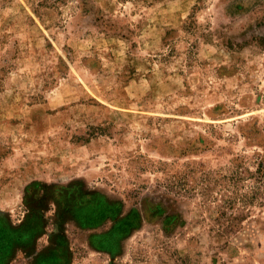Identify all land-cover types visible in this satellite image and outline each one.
<instances>
[{
    "label": "rangeland",
    "instance_id": "374dc122",
    "mask_svg": "<svg viewBox=\"0 0 264 264\" xmlns=\"http://www.w3.org/2000/svg\"><path fill=\"white\" fill-rule=\"evenodd\" d=\"M259 154L264 0H0L2 264H264Z\"/></svg>",
    "mask_w": 264,
    "mask_h": 264
},
{
    "label": "trees",
    "instance_id": "16d2710c",
    "mask_svg": "<svg viewBox=\"0 0 264 264\" xmlns=\"http://www.w3.org/2000/svg\"><path fill=\"white\" fill-rule=\"evenodd\" d=\"M260 156V161L257 164L256 167V171H258V177L256 176V174L251 173V175H253L255 177L256 182H258V184L264 185V154H259ZM237 175L238 179L241 178V173L238 172ZM235 175H233L235 177ZM253 177V178H254ZM260 185V186H261ZM112 210V207L107 205L105 202L102 205V207L100 208H95L94 206H92V204H84L82 206H80L78 208L77 211H79V213L77 214L79 216V218L83 221L82 217H87V218H93L96 220V222L100 221L101 217H106L108 214V211ZM89 214V215H86ZM129 218L127 219H123L120 220L119 222L116 223L114 229L109 233V236H115L116 234H118L120 231L122 230H127L130 227H133L136 224V221H131L129 222ZM84 225L86 224V221L82 222ZM92 224L91 222L88 224L90 225ZM5 226V225H4ZM30 227V231H28ZM29 227L23 226V228H18V229H13L10 227H4L5 231L4 233H2V238L3 241L0 242V264H2L6 259L9 258V253L11 251V248L14 246V243L18 244L21 243L22 246H27L28 244H30V241H32L35 236H37L39 233H41V224L40 222L37 223L36 220L30 224ZM32 232V234H31ZM1 234V233H0ZM32 235V236H31ZM32 237V238H31ZM53 260L55 261L54 263H58V259L56 258V256L53 257ZM61 264V263H58Z\"/></svg>",
    "mask_w": 264,
    "mask_h": 264
},
{
    "label": "flooded vegetation",
    "instance_id": "af4514ba",
    "mask_svg": "<svg viewBox=\"0 0 264 264\" xmlns=\"http://www.w3.org/2000/svg\"><path fill=\"white\" fill-rule=\"evenodd\" d=\"M49 251H51V254L42 253L40 256L39 255L36 256L32 264H58V263L64 264V261L66 259V253L64 251L63 246H58L57 248H51ZM54 256H56V258L59 260L58 263H54L55 262L53 260Z\"/></svg>",
    "mask_w": 264,
    "mask_h": 264
}]
</instances>
